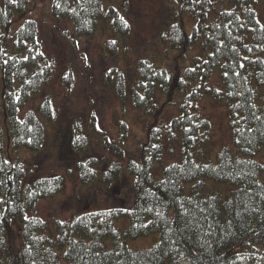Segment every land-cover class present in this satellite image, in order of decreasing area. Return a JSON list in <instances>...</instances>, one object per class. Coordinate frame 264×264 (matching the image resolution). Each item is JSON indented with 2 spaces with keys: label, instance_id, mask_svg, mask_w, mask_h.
Here are the masks:
<instances>
[{
  "label": "trees",
  "instance_id": "obj_1",
  "mask_svg": "<svg viewBox=\"0 0 264 264\" xmlns=\"http://www.w3.org/2000/svg\"><path fill=\"white\" fill-rule=\"evenodd\" d=\"M29 1L0 4V123L13 149L38 150L44 139L41 119L34 110L18 114L50 81L54 67L40 49L35 20L14 23V11L21 12ZM104 2L51 0L50 11L69 20L79 37L90 36L101 19H109L122 40L128 25ZM257 2L167 0L159 38L163 50L139 60L137 78L130 85L133 106L144 108L153 119L145 140L137 145V156L127 159L133 177L129 208L44 219L33 213L35 205L61 192L63 176L23 183V165L5 159L0 144V264H236L255 251L264 260V168L255 159L264 146V26ZM119 43L106 40L105 56L116 58ZM196 47L198 52L190 54ZM215 70L220 82L211 84ZM123 83L118 74L116 91L122 101ZM156 91L173 107L169 120L161 118ZM205 93L226 103L233 142L214 156L210 121L197 106ZM39 109L51 120L48 96ZM79 138L81 133L73 139L77 152L83 147ZM104 145L116 159L102 178L96 158L79 160L81 183L99 178L107 184L120 171L123 149L107 139ZM116 220L125 225H115ZM152 234L157 239L146 248H130L124 240Z\"/></svg>",
  "mask_w": 264,
  "mask_h": 264
},
{
  "label": "rangeland",
  "instance_id": "obj_2",
  "mask_svg": "<svg viewBox=\"0 0 264 264\" xmlns=\"http://www.w3.org/2000/svg\"><path fill=\"white\" fill-rule=\"evenodd\" d=\"M104 3L110 5L128 25L122 40V35L117 36L114 26L107 21L109 19L105 22L101 19L90 36H77L69 20L51 15V0H30L21 12L14 11L15 24L21 23L23 19L35 20L40 49L52 60L54 68L50 81L18 114L20 117L27 110H34L39 116L44 127L41 147L38 150L25 147L13 149L7 128L4 123H0L1 154L5 159L18 160L23 165V183H30L40 176H63L61 192L52 198L38 199L33 210V213L50 221L54 218L68 219L72 214L82 211L129 208L133 201V177L126 167L127 159L137 156V145L145 140L153 114L133 106L130 85L137 78L139 60L149 53L163 50V42L160 43L159 38L165 28V20H162L167 14L168 4L167 0H105ZM255 8L258 20L264 26V0H258ZM115 39L120 41L117 57H106L104 43ZM197 52L196 47L190 54ZM118 74L124 78L123 101L116 91ZM218 82L220 75L215 70L210 83ZM158 91L155 92L154 102L161 106L162 120H169L173 115V107L165 103V96ZM47 96L53 107L51 120L43 118L39 109ZM197 106L211 124L215 140L211 155L214 156L222 145L233 147L226 103L205 93ZM121 123L125 128H122ZM79 133L82 139L78 140L83 147L82 151L77 152L73 139ZM105 139L119 145L125 153L120 171L107 184L99 178H102L101 173L108 169L116 155L106 150ZM87 157L97 159L99 178L94 183L83 184L79 180L76 164ZM255 159L264 168V146ZM154 174L159 177L158 167L154 169ZM115 225L124 226L125 222L116 220ZM13 226L16 231L19 230L15 220ZM50 233H53L51 226ZM156 239V234L124 238L130 248L149 247ZM262 263L263 256L255 251L236 264Z\"/></svg>",
  "mask_w": 264,
  "mask_h": 264
}]
</instances>
